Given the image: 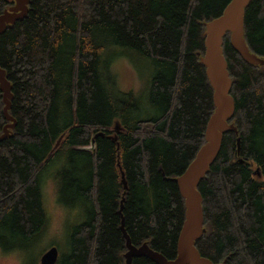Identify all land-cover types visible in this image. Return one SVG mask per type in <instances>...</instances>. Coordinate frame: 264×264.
<instances>
[{
    "label": "trees",
    "instance_id": "16d2710c",
    "mask_svg": "<svg viewBox=\"0 0 264 264\" xmlns=\"http://www.w3.org/2000/svg\"><path fill=\"white\" fill-rule=\"evenodd\" d=\"M230 1L30 0L27 15L0 34L16 120L0 140V240H30L43 230L40 180L63 158L59 200L83 204L86 217L55 264H126L122 219L133 244L175 258L186 212L176 178L206 142L215 109L201 62L205 24ZM9 4L0 0V15ZM244 36L264 58V0L246 7ZM113 46L156 66L149 100L158 116L129 122L134 105L109 68ZM222 47L236 104L229 122L237 129L224 134L198 186L205 232L196 247L215 263L264 264V65L246 62L230 32ZM4 107L0 86V132L10 123ZM133 264L158 263L141 256Z\"/></svg>",
    "mask_w": 264,
    "mask_h": 264
},
{
    "label": "water",
    "instance_id": "95a60500",
    "mask_svg": "<svg viewBox=\"0 0 264 264\" xmlns=\"http://www.w3.org/2000/svg\"><path fill=\"white\" fill-rule=\"evenodd\" d=\"M9 6L0 15V34L9 24L27 15L30 0H8ZM250 0H231L221 15L206 22L205 31V53L201 62L206 67V73L214 90L213 99L215 109L210 116L205 139L206 142L199 148L195 158L179 175L176 180L182 197L185 199V220L181 227L177 255L168 258L160 251L150 247L147 242L137 246L132 243L129 234L124 227L122 219V230L126 237L128 247L125 253L126 264H133L134 257L146 256L158 264H227V259L215 263L203 256L196 247V241L205 232L203 196L198 189L201 180L209 171L210 166L216 160L223 141L224 134L230 130L236 131V126L229 121L233 118L236 110L235 99L231 95L233 81L228 69V62L223 52V37L227 32L231 34V43L234 49L241 54L246 62L255 65H264V58L250 50L244 36V14ZM0 86L4 96V112L10 121L3 132H0V140L10 135L11 128L16 126L15 118L10 115L12 85L6 77V70L0 66ZM240 148V137L237 138ZM122 182L124 194L128 189L125 173L122 171ZM123 203V200H122ZM123 204H121V210ZM59 250L52 246L44 252L41 264H55L58 260Z\"/></svg>",
    "mask_w": 264,
    "mask_h": 264
},
{
    "label": "rangeland",
    "instance_id": "374dc122",
    "mask_svg": "<svg viewBox=\"0 0 264 264\" xmlns=\"http://www.w3.org/2000/svg\"><path fill=\"white\" fill-rule=\"evenodd\" d=\"M110 54L109 68L116 78L118 91L134 105L129 122L158 116L161 109L149 100L150 81L156 66L150 59L129 48L113 46ZM92 147L93 144L84 148ZM63 164L61 158L42 173L40 187L46 212L43 230L30 240H0V264H41L42 255L52 246L59 250L57 261L60 263L69 252L71 231L85 219L86 214L83 204H66L59 200L55 176Z\"/></svg>",
    "mask_w": 264,
    "mask_h": 264
}]
</instances>
